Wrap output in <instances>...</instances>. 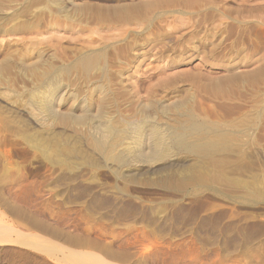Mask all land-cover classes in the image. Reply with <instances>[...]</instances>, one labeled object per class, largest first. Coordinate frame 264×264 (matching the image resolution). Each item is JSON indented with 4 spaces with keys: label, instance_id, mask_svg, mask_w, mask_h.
<instances>
[{
    "label": "rangeland",
    "instance_id": "rangeland-1",
    "mask_svg": "<svg viewBox=\"0 0 264 264\" xmlns=\"http://www.w3.org/2000/svg\"><path fill=\"white\" fill-rule=\"evenodd\" d=\"M88 54L101 57L89 74L74 67ZM5 61L0 264H264V0H0ZM51 82L65 111L86 100L96 114L106 98L130 115L150 97L192 98L202 115L246 120L226 128L252 144L233 145L218 170L203 162L225 171L221 184L191 180L196 160L179 154L154 173L107 164L85 126L35 119L30 94ZM170 169L186 189L147 181Z\"/></svg>",
    "mask_w": 264,
    "mask_h": 264
},
{
    "label": "bare ground",
    "instance_id": "bare-ground-1",
    "mask_svg": "<svg viewBox=\"0 0 264 264\" xmlns=\"http://www.w3.org/2000/svg\"><path fill=\"white\" fill-rule=\"evenodd\" d=\"M1 25H2V23H1ZM19 26L20 25H18V28H15V29H13L14 26H12L13 27L12 30H10L8 32L6 31V32L7 33L16 32L17 33L18 30L25 28V27H19ZM26 34H27V31H26ZM38 35H40V34H38ZM33 38L34 37H32L30 40H32ZM36 38H38V37H36ZM28 41H29V39H28ZM7 58L9 59V57H7ZM100 58L101 57L99 55L88 54L82 58H79L76 61V63L74 64V67L79 68L81 71H83V73H88L89 71H92L91 69L95 68L98 65ZM7 62L9 63V61H7ZM10 67L11 66H9V69H10ZM7 68H8V65L6 64V61L3 63H0V78L3 77L4 72H7ZM34 71L36 72V69ZM39 71L40 70H38V72ZM46 73H50V70H47ZM47 75H49V74H47ZM105 75H107V74H105ZM40 76L43 77V74ZM6 78L8 79V77H6ZM50 78H51V76H50ZM229 78H230V76H229ZM53 79H55V78H53ZM53 79H51V80L53 81ZM223 79L224 78H222L221 80H223ZM37 80H39V79H37ZM216 80H217V78H216ZM218 80L217 81L214 80L213 82L209 83V85H208V86L212 87L214 91H215V89H218V88L220 89L223 86V82L225 81L224 80L223 82H221ZM56 81H58V80H56ZM61 81L62 80H60L59 82H61ZM42 82H44V81H42ZM63 83H64V81H63ZM226 84L228 85V83H226ZM44 85L45 84H43V86ZM43 86L40 87V89H38V90H36L30 94L33 97V99H32L33 101L31 102L32 103L31 105L33 108L31 110L36 111V114H34V115H36L35 119L37 117L38 120H40L42 122V125H45V126L46 125L47 126L53 125V128H54V125H57V124H62L65 126L72 125V124L74 126V125L78 124L81 126H85L86 129L91 131L90 132L91 136L90 137L88 136L89 137L88 139L93 137L91 147H93V150H95L101 154V156L105 159L107 164H108V162H112V163L118 164L120 166L121 165L122 166H124V165L129 166L130 162L133 161V162L139 164V166H142V169H143V167L151 168L150 172L154 173L157 171H161L164 168H169V166H171L172 164L167 162V160H170V158L174 157L175 154H177V155L179 154L182 157H185V158L186 157H192L196 160L195 164L191 165L190 168L188 167L189 165L187 166L189 168L188 171H190V173L189 172L188 173H189V178L191 177V180L197 179L196 180L197 183H202L204 185H206V184L210 185V183H212V182L221 184V183L229 182V178L226 177V174H224L225 171L221 172V173L214 174V175H209V174H207V172L211 170L209 168L210 166L208 167L210 170L207 169V171H206V169H204V167H203V162L208 161V162H210V164L212 162L213 165L216 166V169H217V166L223 168L225 166V164L229 161L227 159L229 154H227L226 152L230 151V149L233 147V145L236 144V146H234V147H238L240 149V147L241 148L243 147L241 145H245V143H247V142L249 145L252 144V141H251L252 139L250 140V138L252 136H249L248 137L249 140L248 141L246 140V142H244V144H243L244 138L242 137L243 138L242 139L241 137H239L241 135L242 128H240L241 130L238 129V130H240L238 132L240 135H238V136L234 134L235 129L232 132L231 129H227L228 127L226 128V126L228 124H229V126L231 125L232 127L237 128V127H239V124L243 123L244 121L240 122V119H239V120H237L238 122L236 121L238 124V125H236L233 121L225 122V121L221 120V117L220 118L217 116H215V117L211 116L210 117L209 115H207L210 113H207L206 115H202L201 113L203 111L201 113L199 112V109H197V106L195 104L196 102L193 101L192 98H180V99L173 100V101H164L161 99H157L156 97L155 98L150 97L147 100L143 101L140 104L139 108L137 107L136 109L132 110L130 113L128 112L130 115H124V114L114 115L112 109L110 108L111 105L108 106V103H107L108 100L105 98L104 100H106V102H102L103 104L98 106L99 108H98L97 113L93 114L91 112L90 106L87 104L88 102L86 103V100L84 102H80L75 107V109L73 108V109L68 110V111L67 110L66 111L61 110L59 108V105L62 104L61 102H62L63 97L60 99L58 87L55 86V84H53L52 82L47 87L46 86L43 87ZM208 89H209V87H208ZM16 90H15V92H16ZM215 95L217 96V94H215ZM221 96H225V95L222 94ZM218 97H219V94H218ZM28 101H30V100H28ZM20 102H22V101H20ZM23 102L25 103V101H23ZM28 103H30V102H28ZM79 111H80V113H78ZM114 112L116 113V111H114ZM253 117L255 118L256 115ZM253 117H251V115H250V119H253ZM236 118H238V117H236ZM236 118H235V120H236ZM6 119H8V118H6ZM223 119L225 120V118H223ZM248 119L249 118H247V120ZM227 120L229 121V119H227ZM253 120L251 123H254ZM1 121H2V119H1ZM245 122H246V120H245ZM245 122L243 125H245ZM251 123H249V124L251 125ZM246 124H248V122ZM7 125L9 126V124H7ZM250 125L248 126V128H250ZM241 127H242V125H241ZM253 127H254V125H253ZM21 128H23V127H21ZM42 128H43V126H42ZM47 128H49V127H47ZM245 128H247V125ZM86 129H84V131ZM51 130H52V128H51ZM244 131L246 132V130H243V132ZM252 132H250V133L252 134ZM42 133H43V131H42ZM33 134H32V136H33ZM48 134H49V132H48ZM247 134H248V131H247ZM35 135H36V133H35ZM245 135H244V137H245ZM36 138H37V136H36ZM32 140H33V138H32ZM49 141L50 140H48V142ZM57 141L58 140H55L56 143H57ZM58 142L61 143V141H58ZM48 144H50V143H48ZM53 144H54V142H53ZM56 147H57V145H56ZM58 147H59V145H58ZM119 147H122V150H119L118 149ZM73 151H74V148H73ZM74 153H75V151H74ZM95 157H96V155H95ZM252 157H254V156H252ZM214 166H213V168H214ZM171 169L169 171L170 173H167V174L162 175V176H158V178H156V179H147V181L148 182L153 181L157 185H160V186L167 188V189H170L172 187H173V189H175V188L180 189V191H182V189H184V188L186 189L188 178L186 176L180 177L181 175H179V178H176V172H174V170L171 171ZM199 169H200V171H199ZM218 169H220V168H218ZM181 170H183V169H181ZM211 173L212 172H210V174ZM186 175H188V174H186ZM131 177L135 178L133 175ZM173 179H175V181ZM232 181H234V180H232ZM232 181H230V182H232ZM254 181L255 180H253V182ZM196 182H195V184H197ZM253 182H252V184L249 183L248 187H251V185L253 186ZM190 183H192V182H190ZM232 183L234 184V182H232ZM244 185H247V184H244ZM245 187H247V186H245ZM89 259H91V260L87 261L89 263L90 262L92 263L94 261L98 262V260H95V258L94 259L89 258ZM98 263H100V262H98Z\"/></svg>",
    "mask_w": 264,
    "mask_h": 264
}]
</instances>
